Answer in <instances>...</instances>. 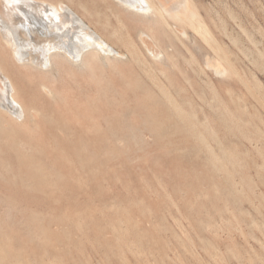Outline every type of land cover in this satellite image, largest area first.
<instances>
[{"label":"rangeland","instance_id":"rangeland-1","mask_svg":"<svg viewBox=\"0 0 264 264\" xmlns=\"http://www.w3.org/2000/svg\"><path fill=\"white\" fill-rule=\"evenodd\" d=\"M65 1L112 53L13 69L33 116L0 113V264H264V0H194L204 40ZM70 23L52 37L75 60Z\"/></svg>","mask_w":264,"mask_h":264},{"label":"bare ground","instance_id":"bare-ground-1","mask_svg":"<svg viewBox=\"0 0 264 264\" xmlns=\"http://www.w3.org/2000/svg\"><path fill=\"white\" fill-rule=\"evenodd\" d=\"M114 1L116 3H118L120 6H122L125 10H127L133 14L141 15L143 17H149L151 20H153V23L155 22L154 23L155 25L161 24V25H164L165 27L166 26L170 27V25L168 24V21H167V17H170L178 25H180L182 27L190 26L191 28L196 29L199 32V35H201V34L203 35V37H202L203 40H204V37L207 38L206 35L212 33V32L209 33L210 32L209 29L204 24L205 21L202 20V18H200L201 16L199 15V12L197 11L198 9L196 10V7L194 6V3H193L194 0L193 1L192 0H177L176 2L172 1V2H174L173 5H169V2H171L169 0H114ZM172 2H171V4H172ZM79 14L81 17H83V19H85V17L83 16L82 13H80L76 8H74L70 3L66 2L65 0H0V49H4L5 51L8 50V52H9V55H8L9 60L6 58V60L0 61V113L2 115H4L5 117H7L8 121L17 124L18 126H24L26 124V122L28 121V118L30 116H33L32 113L29 112L28 107L20 99L19 91H18L16 82L14 80L15 73L16 72L18 74L21 73V72H19V69H18V68H20V66L35 68L37 71L38 70L39 71H47V70H49L48 66L52 67L53 60L57 62V60H56L57 58H60L59 62H62V59H63V60L71 62L72 64L78 63L79 61H82L83 63L87 64L88 62H90L89 58H91V60H94L96 57L101 56V55H103L106 58H109L110 53H112L110 46L107 45L100 38V36L97 37L96 36L97 34L94 35L91 32L92 30H90L88 28V26L86 28L85 25H83L80 22L81 19L79 20ZM77 20H79V21H77ZM65 21H69V22H65ZM70 22L74 23L75 25H78V27L77 26L76 27L78 28L79 31H81V33L77 32V34H81V35H79V37L82 36L80 38V40L82 39L81 43L83 42V45H84V47L82 45L83 48L80 49V50H82L81 57L77 58L76 57L77 55L75 56L78 59V61H75L76 58H75V60L74 59L72 60L71 54H70V56L69 55L67 56L66 55V54H68L67 52L65 54L66 57L61 56L60 55L61 52H60V54H58L59 53L58 51L61 50V47H60L61 44H60V42H59L60 45L58 43H56V41H55L56 38L52 37L55 34L54 33L55 29L57 28L59 23H68L69 24ZM60 26L63 27L64 25L61 24ZM72 27H75V26L73 25ZM77 28H76V30H77ZM59 30H58L59 34L63 33L62 32L63 28L62 29L60 28ZM65 31H66V29H65ZM96 31H98V30L96 29ZM183 32H186L184 30V28H183L181 33L183 34ZM58 33H57V35H59ZM64 33H66V32H64ZM64 33L62 35H64ZM99 34H101V36L104 37V35L102 33L99 32ZM19 35L23 39H24V37H28V38L30 37L32 39V41L30 40L32 43L29 41V43H31L30 49H29V47H27V49L26 48L23 49L21 47L20 43L22 40H21V38L17 39V36H19ZM144 35L146 36V38H148V40L150 39L149 41H151V42H146V38H144L145 42L143 41V43H144L146 49L151 53V55H153L155 57L161 56L163 52L159 49L158 43L155 40V36L153 34H150V33L142 32V37ZM60 37H61V35H60ZM60 37L58 36L59 40H60ZM212 37H213V35H212ZM58 38L56 39L57 41H58ZM68 40H70V39H68ZM107 41L109 43H111L108 39H107ZM211 41L214 42V40H209V42H211ZM79 44L80 43H78V45ZM22 45L25 46V44H22ZM72 45H74V44H72ZM219 45L221 46V44H219ZM31 47H35L36 49L34 48V50H31ZM210 47H212V46H210ZM221 47H219V48H221ZM67 49H69V48H67ZM73 49H76V48L74 47ZM73 49H72V51H73ZM35 51L37 53L39 52L38 53L39 55L37 54L38 56L36 55ZM61 51H63V50H61ZM215 51H216V49H215ZM219 51L221 52V50H219ZM216 54L218 55L219 53L217 52ZM224 54H225V52H224ZM260 54H263V53H260ZM78 55L80 56V54H78ZM111 55H113V54H111ZM115 55L116 54H114V56ZM263 56H264V54H263ZM173 57H174V55H173ZM191 57H192V55H191ZM221 59H223V58H221ZM138 62H140V61L138 60ZM141 63H143V62L141 61ZM222 65H224V64L222 63ZM190 66H191V64H190ZM225 66L226 65H224V67ZM224 67H223V69H224ZM13 69L16 72H13ZM226 74L228 75V73H226ZM226 74L224 73V75H226ZM233 74H234V72H233ZM147 75H149V74H147ZM42 86H43V89L45 88L44 89L45 91H48V93L51 92V89L48 88V86L46 84L43 83ZM170 95H172V94H170ZM188 103H190V101ZM15 104H17V105H15ZM211 105H213V104H211ZM245 107H246V105H245ZM35 112H39V111H35ZM18 116H20V117L22 116V118L17 119ZM192 117H194V116H192ZM241 123H243V122L241 121ZM200 138H202L201 135H200Z\"/></svg>","mask_w":264,"mask_h":264}]
</instances>
